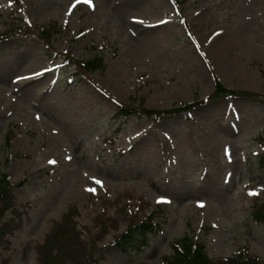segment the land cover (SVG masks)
Returning a JSON list of instances; mask_svg holds the SVG:
<instances>
[{
	"label": "rangeland",
	"instance_id": "1",
	"mask_svg": "<svg viewBox=\"0 0 264 264\" xmlns=\"http://www.w3.org/2000/svg\"><path fill=\"white\" fill-rule=\"evenodd\" d=\"M3 82L0 264H163L182 237L264 263V0H0Z\"/></svg>",
	"mask_w": 264,
	"mask_h": 264
},
{
	"label": "trees",
	"instance_id": "2",
	"mask_svg": "<svg viewBox=\"0 0 264 264\" xmlns=\"http://www.w3.org/2000/svg\"><path fill=\"white\" fill-rule=\"evenodd\" d=\"M64 59L68 63L77 62V69H82L84 73L89 74L92 70H96L98 67V62L102 63V61L98 58L93 60H88L86 62L83 61H73L72 58L67 54L64 55ZM215 84L216 89L215 92L222 94V95H236V94H243L245 95L246 92H234L233 90L228 89L226 86L224 87L222 83H219V80L215 76ZM250 95H254L252 93L247 92ZM210 98L206 97L204 100L197 101L195 100L193 103L186 104L181 107H175L171 110H167L163 113L166 114H179V113H190L195 108H197L201 104H205L208 102ZM120 108L117 112L116 118L120 116L124 117L125 119H129L131 116L137 114L141 115H159L163 114L156 109H147L141 106V110L137 112L132 107H127L126 105L120 103ZM10 186V178L9 175L6 173H0V198H3L6 193V188ZM262 210H257L255 212V220L264 223V207L261 208ZM161 228V223L158 218L154 214H150L146 217V219L138 221L134 224H131L125 232L120 236L119 239L115 241V244L120 248L124 253L134 251L135 249L139 248L140 250H144L147 247L149 241V233H158L159 229ZM173 245V253L169 256H165L162 259L163 264H264L260 262L255 256L254 261L251 262L252 258H242L244 261H240L238 256L229 257L223 260H214L210 258L209 255L205 251V245L200 244L197 242H193L192 240L182 237L178 240L172 242ZM240 256H243L242 251L239 252Z\"/></svg>",
	"mask_w": 264,
	"mask_h": 264
},
{
	"label": "bare ground",
	"instance_id": "3",
	"mask_svg": "<svg viewBox=\"0 0 264 264\" xmlns=\"http://www.w3.org/2000/svg\"><path fill=\"white\" fill-rule=\"evenodd\" d=\"M152 23H153V24H156V22H155V21H153ZM18 58H19V57H18ZM14 61H18V59H17V58H15V59H14ZM14 61H13V60H11L9 63L13 62L12 64H17V63H16V62H14ZM18 62H19V61H18ZM3 83H4V85L0 86V90L2 89V87H3V86H10V84H9V83H6V82H3ZM17 84H19V83H18V82H13V83H12V85H14V86H15V85H17ZM12 85H11V86H12Z\"/></svg>",
	"mask_w": 264,
	"mask_h": 264
},
{
	"label": "snow or ice",
	"instance_id": "4",
	"mask_svg": "<svg viewBox=\"0 0 264 264\" xmlns=\"http://www.w3.org/2000/svg\"><path fill=\"white\" fill-rule=\"evenodd\" d=\"M77 2H79V0H77ZM85 2L88 3L89 5H92L93 0H85ZM49 163L54 164V163H56V162L53 160V161H49ZM96 183H97V184H100L101 181L97 180ZM89 190H90V191H94V189H89ZM162 199H163V198H162Z\"/></svg>",
	"mask_w": 264,
	"mask_h": 264
}]
</instances>
